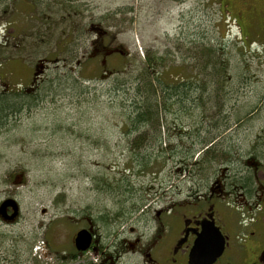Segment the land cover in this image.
Wrapping results in <instances>:
<instances>
[{"label": "rangeland", "instance_id": "374dc122", "mask_svg": "<svg viewBox=\"0 0 264 264\" xmlns=\"http://www.w3.org/2000/svg\"><path fill=\"white\" fill-rule=\"evenodd\" d=\"M30 1H0V82L30 84L36 65L48 59L36 101L8 127L0 124V203L11 197L20 205L16 221L0 218V264H98L95 255H70L87 220L110 244L121 231L153 224L157 209L172 206L178 217L177 202L223 166L249 175L254 165L246 161L255 157L263 178L264 0ZM93 23L124 55L96 53ZM205 47L228 62L226 85L213 93L218 85L198 80L206 87L204 107L187 100L185 112H164L162 140L152 139V130L142 143L146 157L157 155L154 163L138 169L131 145L139 132L128 131L121 112L133 104V82L149 57L165 58L154 68L170 64L168 73L184 75ZM192 69L203 76L200 65ZM117 77L123 84L114 89ZM217 95L225 102L219 115ZM211 142L213 150L199 155ZM42 242L45 255L37 249ZM132 259L141 263L129 254L124 264Z\"/></svg>", "mask_w": 264, "mask_h": 264}, {"label": "flooded vegetation", "instance_id": "af4514ba", "mask_svg": "<svg viewBox=\"0 0 264 264\" xmlns=\"http://www.w3.org/2000/svg\"><path fill=\"white\" fill-rule=\"evenodd\" d=\"M92 28L100 34L94 41V45L98 43L96 53L104 52V57L121 54V49L106 43L107 39L111 40L109 31L99 30V25ZM0 65H3L1 60ZM44 68L42 74L48 68L46 64ZM33 74L30 84L23 80L16 84L0 82V99L35 93L42 74L36 79ZM254 158L246 161L255 165L249 175L242 172L239 177L240 171L231 165L223 166L210 173L209 179H200L197 183L200 187L196 185V189H190L177 202L178 217H171L172 206L166 207L168 211L158 209L155 225L151 220L150 225L146 221L145 226L121 231L110 244L104 241L99 228L87 220L85 227L91 228L93 241L81 254L96 255L98 264H124L129 254L141 260L140 264H264V175L258 176L262 171ZM11 213L9 208L8 214ZM209 226L219 231H211ZM76 254L70 252L72 257Z\"/></svg>", "mask_w": 264, "mask_h": 264}, {"label": "trees", "instance_id": "16d2710c", "mask_svg": "<svg viewBox=\"0 0 264 264\" xmlns=\"http://www.w3.org/2000/svg\"><path fill=\"white\" fill-rule=\"evenodd\" d=\"M1 1V0H0ZM36 0H31L30 5L32 3L35 4ZM34 7V5H33ZM233 19V18H231ZM235 19V18H234ZM237 20V19H235ZM196 62L193 64L191 68H186L187 72H184L185 74H179L174 75L173 73H168V70L172 67L170 64L168 65V68L164 70L156 69L154 68V65L157 64V67L161 66L164 62V57H157L152 59L149 57V60L147 61V67H145L142 72L140 73V76L136 81L133 82V90L135 94V98L133 99L132 105L123 106V110L121 111L125 117H126V127L128 131L131 133L133 132H139V135L135 140L132 142L133 151L131 152L132 158L140 157L138 169H143L150 167V165H153V160L157 155H154L152 153V157L147 155L148 152L141 151L146 139L150 137L149 134H147L149 131L154 132V135L151 137L152 139H161L164 135V130L162 132L163 125V114L164 112L170 110V112L174 111L175 113H181L185 112V108L187 107L186 101L190 100L193 101L195 104L199 105L202 104L203 107L205 106V98H204V92L206 87H202L199 89L198 80H202V83L204 85H218V88H213L212 92L216 90H223L224 86L226 85V74L228 69V62L224 61L223 59L219 58L218 55H216V50H214L212 47H205L201 49V52L199 55L195 56ZM81 65L83 62H80ZM185 65V63L182 65V67ZM201 66V74L203 76H200V73L194 72V69L197 66ZM185 67V66H184ZM82 68V67H81ZM210 68L209 76L210 78L207 79V82L205 80L206 77H204V74L206 71ZM67 75H71L72 73L67 72ZM184 76V77H183ZM90 79V78H88ZM117 82L114 84L113 88L118 89L120 88V85L123 84L120 77H117ZM73 82L75 81L74 77H72ZM170 80V81H168ZM52 82V81H49ZM196 87V88H195ZM200 90V93H195V95L191 94L196 90ZM36 93V92H35ZM166 94V95H165ZM196 98H191V97ZM35 94L30 92L26 93L24 96H7L0 99V124L1 126L8 127L10 120L15 117L18 113L23 112L27 106H30L32 101H36ZM199 99L201 103H197L196 100ZM223 102V103H222ZM213 104L216 107V115H219L222 110L224 109L225 102L224 97L217 95L213 99ZM225 122H228L225 120ZM176 123V121H175ZM184 127L182 126V130L184 132ZM2 130V128L0 127ZM144 129V130H143ZM143 130V131H142ZM200 136V133H199ZM209 138L204 137L201 142H207L206 140ZM210 142V141H209ZM212 143V142H211ZM210 144V143H209ZM207 144V145H209ZM145 145V144H144ZM206 145V146H207ZM178 147V145H177ZM214 146H210L208 149L205 150V152L209 153L213 150ZM171 153L173 155L175 154L173 149H170ZM166 151L161 150L160 156L163 155ZM179 152L178 150L176 151ZM194 153V150L190 147L186 150V156L192 155ZM214 157H208V159H212ZM183 161V157L181 158ZM199 164H201L200 159L197 160L195 163H191V166L193 167H199ZM203 164V163H202ZM129 168L131 166L128 165ZM106 179V184L112 185V183H108ZM123 180V179H122ZM139 206L134 207L135 211L139 210ZM126 210H124L121 214H123Z\"/></svg>", "mask_w": 264, "mask_h": 264}, {"label": "water", "instance_id": "95a60500", "mask_svg": "<svg viewBox=\"0 0 264 264\" xmlns=\"http://www.w3.org/2000/svg\"><path fill=\"white\" fill-rule=\"evenodd\" d=\"M9 208H12L14 210L12 214L7 213V210ZM19 213H20V207H19L17 200L14 198L5 199L0 205V215L5 222H12L16 220V218L19 216ZM209 227L211 231H216V230L219 231V229L216 228L215 226H209ZM206 232L208 233L209 231H206ZM92 239H93V235L90 229H87V228L80 229L75 236L76 248L79 251H86L90 247L92 243ZM201 241L202 240L197 242V244L199 245Z\"/></svg>", "mask_w": 264, "mask_h": 264}, {"label": "bare ground", "instance_id": "6f19581e", "mask_svg": "<svg viewBox=\"0 0 264 264\" xmlns=\"http://www.w3.org/2000/svg\"><path fill=\"white\" fill-rule=\"evenodd\" d=\"M44 62H46V61H41L40 63L41 64H37V66L35 67V71H34V73H40V72H42L43 71V68L45 67V63ZM46 64H47V62H46ZM12 209V208H11ZM14 212V210L12 209V213ZM7 213H8V210H7ZM1 216V215H0Z\"/></svg>", "mask_w": 264, "mask_h": 264}]
</instances>
